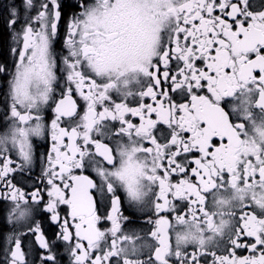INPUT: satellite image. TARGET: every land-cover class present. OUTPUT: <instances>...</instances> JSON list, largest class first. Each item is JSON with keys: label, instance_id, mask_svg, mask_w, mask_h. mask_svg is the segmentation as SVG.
Wrapping results in <instances>:
<instances>
[{"label": "snow or ice", "instance_id": "snow-or-ice-1", "mask_svg": "<svg viewBox=\"0 0 264 264\" xmlns=\"http://www.w3.org/2000/svg\"><path fill=\"white\" fill-rule=\"evenodd\" d=\"M0 29V264H264V0H0Z\"/></svg>", "mask_w": 264, "mask_h": 264}, {"label": "flooded vegetation", "instance_id": "flooded-vegetation-1", "mask_svg": "<svg viewBox=\"0 0 264 264\" xmlns=\"http://www.w3.org/2000/svg\"><path fill=\"white\" fill-rule=\"evenodd\" d=\"M0 31H2V29H0ZM2 47H3V45L0 44V48H2ZM5 82H6V77L5 78H0V86H6ZM0 111H2V107H0ZM48 115H49V119H50L51 118V112L50 111H49ZM41 143H44V142L41 141ZM48 143L50 144V140H49ZM41 151H44V149L42 148ZM36 171H37V174H38L39 169L37 168ZM0 214H2V213H0ZM65 264H67V261H65Z\"/></svg>", "mask_w": 264, "mask_h": 264}]
</instances>
